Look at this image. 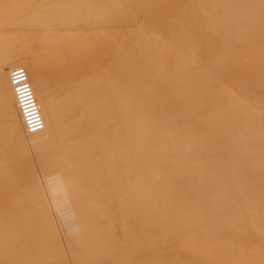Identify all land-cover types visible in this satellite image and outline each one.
Masks as SVG:
<instances>
[{"label":"rangeland","instance_id":"obj_1","mask_svg":"<svg viewBox=\"0 0 264 264\" xmlns=\"http://www.w3.org/2000/svg\"><path fill=\"white\" fill-rule=\"evenodd\" d=\"M72 1L0 0V219L31 217L50 253L15 234L0 264H264L240 209L264 220V118L243 97L264 105V2ZM120 122L137 146L97 163ZM64 159L42 215L15 199Z\"/></svg>","mask_w":264,"mask_h":264},{"label":"bare ground","instance_id":"obj_2","mask_svg":"<svg viewBox=\"0 0 264 264\" xmlns=\"http://www.w3.org/2000/svg\"><path fill=\"white\" fill-rule=\"evenodd\" d=\"M259 1L262 2V4L264 2V0H259ZM72 2H74L77 5L82 4V0H74ZM216 9H217V6L214 5L213 10H211L207 14L209 19L216 20L219 17L220 14H219V12H217ZM6 19L9 20L10 23H12V24H14L16 22V18H14L13 13L5 11V12L0 14V39L2 38V34H1L2 31L8 25V22H6ZM54 31L60 32L61 30H56V29H52V28L45 29L46 34L53 33ZM185 48H186V51L188 53L193 52V48L190 45H186ZM220 59L222 60V58H220ZM108 87H109V94L107 96V98H108L107 100H109L108 105L110 107H112L113 110L116 112L117 97H116V95L112 94L111 86L108 85ZM219 90L221 91V88ZM221 93H222V91H221ZM243 97L247 100L249 107L264 118V105L259 104L258 102L254 101L253 99H251L247 96H243ZM232 106L233 105L231 104V107ZM229 107H230V104H227L226 108L229 109ZM46 112H47L46 114L49 115V112L48 111H46ZM28 113H29V111H28ZM228 115L232 116V112L230 109L228 110ZM120 123H121L120 128H121L122 143L119 144V141H118V142H116L115 147L107 149L106 151H104L102 153V155H100L96 159L97 163L104 164V163H111V162L117 161L119 159V157L125 153V150L123 149L124 147H126L127 149H131V148H134L137 146L138 142L133 139V137L130 133L129 127L125 126L122 122H120ZM234 131L236 132L235 136L241 140L242 136L237 131L236 127L234 128ZM142 141L143 140H141V142ZM69 167H70V164L68 163V161L66 159H64L61 167H59L55 171H52L51 173L48 172L44 175L42 174L40 176L35 177L34 186L29 188V189H26L23 193L18 194L15 199L16 200H23L26 202H32V204L34 205V211L37 212V214L39 216L42 215L43 211L47 210V202L50 201L51 197H53L54 195H58L60 193V190L59 189L57 190L56 187L58 188V187L63 185V182L60 181L63 178L62 172L66 169L68 170ZM55 178H58V180L56 182L54 181ZM59 182H61V183L59 184ZM119 191H120V200L122 202L121 208H123L125 210H129L130 209L129 204L132 201V199L130 197H128L129 190L122 189ZM34 197H37V198H34ZM131 204H133V203H131ZM240 209L245 210V211H243V212H245L243 214V218L247 223H249L250 225L253 223L256 225H260L261 228L264 227V220L259 219L255 214H253V212H249L248 210H246L245 207H242ZM220 220H222V219H220ZM37 224L42 225V221L39 220V222H37ZM33 226H34V224L32 222L31 217L20 213V211L17 213L8 214L6 216V218L0 219V250H4V251L19 250L20 247L16 244V242H14V236H15V234H17V236L22 237L23 242H25V244L27 246L34 247L35 250L40 251L42 254L41 256L44 260L50 259L49 249L45 243V241H46L45 236H44L45 232L40 231V234L36 235L37 233L33 230ZM13 228H14V230H12ZM56 228H57V224L54 225V229H56ZM258 228L255 227V229H258ZM54 232H56V231H54ZM12 233H14V234H12ZM33 236L36 237L35 241H31ZM3 257H6L7 259H9L11 261V264H32L31 258L26 256V255H23V254H4ZM37 261H39V260H37Z\"/></svg>","mask_w":264,"mask_h":264}]
</instances>
